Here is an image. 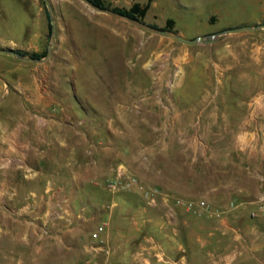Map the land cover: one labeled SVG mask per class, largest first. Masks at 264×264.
I'll list each match as a JSON object with an SVG mask.
<instances>
[{"label":"rangeland","instance_id":"1","mask_svg":"<svg viewBox=\"0 0 264 264\" xmlns=\"http://www.w3.org/2000/svg\"><path fill=\"white\" fill-rule=\"evenodd\" d=\"M107 1L120 7L148 2ZM52 3L58 25L52 58L36 62L6 55L13 81L39 83L51 104L45 109L29 104L25 114L27 129L21 130L20 150L11 158L19 167L17 194L0 200V264L89 259L78 249L58 248L53 221L63 208L88 211L93 228L117 197L127 201L141 195L153 208L174 203L161 194L157 204L150 203L142 186L210 201L214 181L240 179L250 170L239 135L257 128L262 133L264 30L188 45L97 11L84 0ZM169 18L188 38L212 35L264 23V0H155L145 21L165 27ZM51 23L45 0H0V46L44 52L53 38ZM9 93L17 112L25 98ZM18 122L15 117L9 123ZM121 170L139 184L111 188ZM75 172L78 178L70 176ZM255 177L264 191V173ZM71 195L77 199L65 198ZM244 198L234 192L215 206L226 211L227 226L222 217L188 210L191 221L205 223L207 238H217L215 256L223 264H264V256H243L236 263L243 241H264V215L252 217L253 199ZM254 200H264V194ZM213 225L220 227L217 234L209 233ZM133 258L124 256L123 262Z\"/></svg>","mask_w":264,"mask_h":264},{"label":"crops","instance_id":"2","mask_svg":"<svg viewBox=\"0 0 264 264\" xmlns=\"http://www.w3.org/2000/svg\"><path fill=\"white\" fill-rule=\"evenodd\" d=\"M4 46L13 47L9 44ZM6 55L9 54L0 53V91L4 89L0 96V108L6 110L4 116L0 114V140L3 143V148L0 150V200L13 199L17 194L13 187L19 174V167L13 165L11 158L15 152L20 150L21 130L27 129L24 120L27 117L25 114L30 113L29 104L39 109H45L51 104L50 99L42 92L39 83L35 82L36 85L31 86L25 85L22 80L13 81L14 68L11 70L6 68V63L11 62ZM14 63L15 61H13ZM9 92L12 94L15 92L25 98L26 102L21 101L17 112H15L13 99H10ZM9 114H13L11 118ZM15 117L19 122L15 126L10 125V120ZM260 120L261 134L257 128L256 130L248 129L239 135L240 143L249 151L246 163V168L250 169L249 172L240 179L228 176L218 182L214 181L213 192L209 198L214 204V208L222 202H227L232 194L238 191H241L242 197L253 199L252 203L249 202L251 211L259 207V201L254 199L263 195L264 191H262L260 182L255 175L264 173V115ZM45 138L44 135L39 137L41 140H45ZM89 175L93 177L91 174ZM70 176L78 178V172L73 175L70 173ZM65 198L77 199L73 195ZM112 205V208L102 215L103 219L100 223L108 222L105 236L108 238L113 252L109 256L100 254L99 260H107L109 264H125L124 256L131 255L134 258L129 264H223L222 260L215 256L217 247L215 240L217 238L215 236L211 239L207 238L205 223L191 221L189 211L185 207L177 206L175 209L167 206H163V208L149 207L141 195L140 197H130L127 201L123 197H117ZM172 205L174 206V203ZM159 209L162 213L159 212ZM81 216L83 218L79 219ZM92 218L88 211L68 208L59 210L53 221V231L57 233V237H60L58 248L61 250L78 249L79 256L81 254L85 257L94 256L89 245L93 233L100 223L92 228L88 223ZM221 222L222 225L227 226V217H222ZM208 228L210 234H217L219 231L217 232L216 228L220 227L213 225ZM78 244L80 245L78 246ZM241 244H244V247L237 246L236 250L240 255V260L236 263L241 261L243 256L253 258L252 260L254 258L261 260L264 256V241L247 238L246 242L243 241Z\"/></svg>","mask_w":264,"mask_h":264},{"label":"built area","instance_id":"3","mask_svg":"<svg viewBox=\"0 0 264 264\" xmlns=\"http://www.w3.org/2000/svg\"><path fill=\"white\" fill-rule=\"evenodd\" d=\"M139 179L135 176L126 177V174L123 170L120 171L119 176L115 180L110 181V186L113 189L122 187H130L133 184H139ZM145 196L149 199L150 203L157 204L159 202L160 194L163 196L162 198L170 204V202H174V206L172 205L170 208L175 209L177 206L185 207L187 210L196 214L198 216H204L206 214H211L216 217H223L225 210L214 208L211 202L206 199L194 200V199H185L182 197H174L170 194H162L158 189H150L145 188ZM111 208V207H110ZM252 217H260L264 215V200L259 201V207L254 208L251 211ZM108 222H102L98 225L97 229L94 231L92 236V241L90 243V249L95 254L85 261H81L78 263H66V264H109V262L99 260L98 256L100 254H104L109 256L112 254L113 249L109 243L108 238L105 236V232L107 229Z\"/></svg>","mask_w":264,"mask_h":264},{"label":"water","instance_id":"4","mask_svg":"<svg viewBox=\"0 0 264 264\" xmlns=\"http://www.w3.org/2000/svg\"><path fill=\"white\" fill-rule=\"evenodd\" d=\"M50 16L52 19V24H53V38L52 42L48 48V54L44 57H35L33 55H26L23 53L21 49L14 48V47H5V46H0V53L1 54H9L13 55L15 57L25 59V60H33L36 62H46L47 60L51 59L52 56L54 55V47L57 43V37H58V25H57V20L55 16V9L54 5L52 3V0H45ZM89 6H91L93 9L108 13L112 16H116L119 18H123L125 20H128L129 22H132L133 24L142 27L143 29H146L152 33L160 34L162 36L170 37L173 39H176L182 43L188 44V45H198L200 43H214L217 39L218 36L224 35V34H230V33H238V32H243V31H253V30H264V23H260L257 25H244V26H239V27H232L228 28L226 30H223L221 32L212 34V35H201L196 38H188L181 34L178 31L172 30V29H167L164 27L156 26L154 24L148 23L140 18L131 16L129 14L123 13L121 11H118L114 8H108V7H103L93 0H84Z\"/></svg>","mask_w":264,"mask_h":264},{"label":"trees","instance_id":"5","mask_svg":"<svg viewBox=\"0 0 264 264\" xmlns=\"http://www.w3.org/2000/svg\"><path fill=\"white\" fill-rule=\"evenodd\" d=\"M93 1L103 7L114 8L118 11H121L123 13L129 14L137 18H140L145 21V18L147 17L150 9L152 8L155 0H148V2L146 3L135 2L131 7L113 6L107 0H93ZM154 25L158 26L157 24H154ZM50 28H51V32L53 33L52 23L50 24ZM164 28L178 31L176 30V20L174 18H169ZM22 51L26 55H33L35 57H44L48 54V49H46L44 52H30L27 50H22Z\"/></svg>","mask_w":264,"mask_h":264}]
</instances>
